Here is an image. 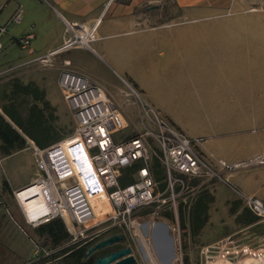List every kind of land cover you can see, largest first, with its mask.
I'll return each mask as SVG.
<instances>
[{
    "label": "built area",
    "instance_id": "obj_1",
    "mask_svg": "<svg viewBox=\"0 0 264 264\" xmlns=\"http://www.w3.org/2000/svg\"><path fill=\"white\" fill-rule=\"evenodd\" d=\"M20 16L18 5L6 22L0 20V48L8 24L18 22ZM64 25L68 37L63 44L33 61L45 62L55 52L73 47L92 51L95 25L75 20L64 21ZM31 38L28 33L15 40L27 48ZM57 87L75 126L71 135L45 148L32 144L37 174L29 184L11 191L27 225L37 227L59 218L75 242L87 239L89 228L110 220L109 226L127 233L131 246H123L131 248L136 264H264V248L242 245L227 250L230 236L222 243L186 244L180 222V214L188 217L195 191L216 180L256 216L253 224L264 226V199L243 193L227 179L233 171L264 164V153L237 162L212 163L198 147L200 138H191L175 127L131 86L127 95L136 107L138 129L129 137L116 138L127 122L101 83L79 71L63 69ZM154 159L162 168L161 180L155 179ZM135 165L131 183L121 186L122 170ZM105 197L110 209L97 217L94 202ZM28 204L35 210L33 218ZM154 228L163 241L162 256L152 237Z\"/></svg>",
    "mask_w": 264,
    "mask_h": 264
},
{
    "label": "crops",
    "instance_id": "obj_2",
    "mask_svg": "<svg viewBox=\"0 0 264 264\" xmlns=\"http://www.w3.org/2000/svg\"><path fill=\"white\" fill-rule=\"evenodd\" d=\"M139 1L0 0L2 22L21 7L20 20L8 24L1 48L18 47L22 55L16 65L23 64L63 44L68 37L64 21L95 25L92 51L170 123L200 138L198 147L209 161L237 162L264 153V131L254 128L264 124V22L242 17L187 19L201 11L224 15L230 6L225 0H176L183 10L179 17L141 25L131 12ZM28 33L29 46L21 48L15 39ZM42 90L50 100L47 87ZM262 170L264 164L240 169L227 179L245 194L264 197V184L255 186ZM36 174L37 170L13 186L7 177L0 181L12 191L29 184ZM3 200L0 208L5 210L16 205L12 196Z\"/></svg>",
    "mask_w": 264,
    "mask_h": 264
},
{
    "label": "rangeland",
    "instance_id": "obj_3",
    "mask_svg": "<svg viewBox=\"0 0 264 264\" xmlns=\"http://www.w3.org/2000/svg\"><path fill=\"white\" fill-rule=\"evenodd\" d=\"M225 1L230 8L224 10V15H215L216 12L214 11H201L190 13L185 18L235 19L242 17L264 22V0ZM131 10L141 25L158 22L174 11L173 8L167 7L165 0H141L132 6ZM262 37H264V34H262ZM21 53L22 50L18 47L13 50L6 47L0 48V114L19 132L21 130L4 113L3 107L6 106L10 109H13V106L19 107L20 102L18 103V100L11 97V89L15 83H34L39 89H43V86L47 87L50 100H47L44 93V99L48 101V104L45 105L43 100L35 99L31 94L28 96V102L20 105V111H27V108L36 105L35 113L39 115L44 124L50 126V134H57L61 139L72 134L75 120L56 85L58 74L63 69H73L84 73L105 87L110 98L118 105L127 122L126 127L116 133V138L129 137L136 132L138 129L136 107L133 104V98L127 95L129 86L135 88L134 85L126 80L119 79L111 67L94 51L73 47L60 51L55 55H50L45 62L30 60L16 65V61L22 55ZM65 58L70 60L66 62ZM254 128L256 131H264V124L255 125ZM25 138L26 145L24 148L28 149L14 152L8 157L0 159V180L7 177L12 186L37 170L31 153L33 141L26 136ZM253 166L248 167V169ZM156 169L161 175L162 168ZM256 177L257 184L255 186L264 184V170L258 172ZM0 183L2 182L0 181ZM2 193L4 198L12 196L11 191H3ZM202 194L209 199L208 219L200 231L193 234L188 223L190 208L188 217L185 213L182 214L184 218V223H181L182 238L186 244L222 243L230 236L232 241L229 242L227 250L239 248L242 245L254 249L264 248V226L261 224L238 223L236 221L245 208L232 190L222 182L208 181L195 191L191 204L196 197ZM260 198L264 199L261 196ZM10 205L9 210L11 212L2 207L0 208V264H18L25 259L33 258L35 253L41 254L43 250L52 254L60 251L66 245L73 243V245H79L84 240V238L75 242L68 240L58 246H53L45 237L36 235L32 226L23 222L14 202L12 206ZM108 206L106 197L94 202V211L97 217L103 213L102 210L108 212ZM233 206L235 209H232ZM97 220L98 218L93 219L89 223H94ZM110 222V220L104 221L89 228L85 233L86 238L89 239V237L107 232L108 234L104 236L106 237L112 231H117L116 233L123 235V239L117 243L123 245L128 243L131 246V240L127 233L119 227L109 226ZM152 235L154 239L158 238L155 229H153ZM229 257L234 259L232 255Z\"/></svg>",
    "mask_w": 264,
    "mask_h": 264
},
{
    "label": "trees",
    "instance_id": "obj_4",
    "mask_svg": "<svg viewBox=\"0 0 264 264\" xmlns=\"http://www.w3.org/2000/svg\"><path fill=\"white\" fill-rule=\"evenodd\" d=\"M168 8H173L174 11L169 13L165 18L160 19L158 22H163L179 17L183 10L181 6L178 5L176 0H165ZM11 89V97L18 100L19 107L13 106V109L3 107L4 113L15 123V125L21 130L19 132L15 129L1 114H0V154L2 156L11 154L14 151L23 149L26 145V137L34 142L39 148H45L50 144L60 140L59 135L50 134V126L44 124L39 115L35 113L36 105H32L27 108V111H20V105L22 103L28 102V96L33 95L35 99L43 100L45 105L48 101L44 99V91L39 89L34 83L26 84H14ZM16 108L17 110H15ZM153 170L156 180L162 179L161 175L156 168L160 165L156 159L153 160ZM135 166L127 167L122 170L119 177V184L124 186L131 183V172L134 171ZM5 191H11L5 180L0 184V199L3 201V193ZM208 200L206 195L202 194L195 198L190 206L188 223L190 230L193 234H196L204 226L208 219ZM240 201V200H239ZM241 202V201H240ZM4 203V201H3ZM244 211L237 217L236 221L238 223L253 224L257 221L255 215H253L250 210L244 207ZM232 209H235L234 206ZM180 221L184 223L183 215L180 214ZM34 233L38 236H43L52 244L53 246H58L64 242L70 240V236L64 227V224L59 218H54L48 222L42 223L35 227ZM117 231H112L115 234ZM107 232L98 234L91 239H84L78 245L69 244L63 247L60 251L47 255L45 258L40 259L42 264H92L93 260L101 254H105L112 250L121 248L122 243H115L111 246L105 247L95 254H91L88 257L85 256L86 251L89 246L95 243L97 240L102 239Z\"/></svg>",
    "mask_w": 264,
    "mask_h": 264
},
{
    "label": "water",
    "instance_id": "obj_5",
    "mask_svg": "<svg viewBox=\"0 0 264 264\" xmlns=\"http://www.w3.org/2000/svg\"><path fill=\"white\" fill-rule=\"evenodd\" d=\"M122 239L123 235L120 233H115L112 235H108L102 239H99L88 247L85 256L87 257L95 251L111 246L121 241ZM92 264H136V261L133 255H131V248L129 246H122L121 248L112 250L105 254L98 255L93 260Z\"/></svg>",
    "mask_w": 264,
    "mask_h": 264
},
{
    "label": "flooded vegetation",
    "instance_id": "obj_6",
    "mask_svg": "<svg viewBox=\"0 0 264 264\" xmlns=\"http://www.w3.org/2000/svg\"><path fill=\"white\" fill-rule=\"evenodd\" d=\"M100 251V250H98ZM98 251H95L93 252L92 254H95L96 252ZM47 255H49V253L45 252L44 250L42 251V253H35V256L33 258H28V259H25L23 261H21L20 263L18 264H42L40 263V259L41 258H45ZM91 255V254H90ZM88 257V256H87Z\"/></svg>",
    "mask_w": 264,
    "mask_h": 264
},
{
    "label": "bare ground",
    "instance_id": "obj_7",
    "mask_svg": "<svg viewBox=\"0 0 264 264\" xmlns=\"http://www.w3.org/2000/svg\"><path fill=\"white\" fill-rule=\"evenodd\" d=\"M27 208H28V211H29V213H30V217H34V215H35V210H34V208H33V205L32 204H28L27 205ZM39 209V208H38ZM38 211V210H37ZM96 214V213H95ZM97 216V215H96ZM155 230H156V228H154ZM157 231V230H156ZM157 236H158V238L157 239H154L155 240V242H156V244L158 245L157 247H158V253L161 255V251H160V249H163V241H162V239H161V236L159 235V233L157 232ZM152 237H153V235H152ZM162 256V255H161Z\"/></svg>",
    "mask_w": 264,
    "mask_h": 264
}]
</instances>
